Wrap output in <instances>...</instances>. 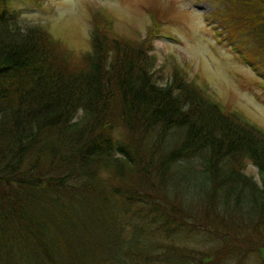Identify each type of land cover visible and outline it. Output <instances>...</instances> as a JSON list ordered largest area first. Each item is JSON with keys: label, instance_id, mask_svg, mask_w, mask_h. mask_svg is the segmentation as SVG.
<instances>
[{"label": "trees", "instance_id": "1", "mask_svg": "<svg viewBox=\"0 0 264 264\" xmlns=\"http://www.w3.org/2000/svg\"><path fill=\"white\" fill-rule=\"evenodd\" d=\"M220 4L212 27L251 41L264 64V0ZM7 8L0 0V264H75L65 215L81 217L72 209L83 196L115 209L125 195L156 199L123 218L138 232L153 223L142 220L154 219L152 212L167 223L199 225L214 239L194 264H224L225 255L249 251L264 264V134L178 69L158 82L147 52L154 24L144 40L126 39L98 9L89 51L73 60L40 25H20ZM240 159L255 165V178L241 171ZM105 172L118 181L113 189L101 187ZM189 184L203 193L198 216L182 196ZM125 206L116 210L122 216ZM116 211L92 264H171L160 258L172 253L153 252L151 228L120 237Z\"/></svg>", "mask_w": 264, "mask_h": 264}, {"label": "rangeland", "instance_id": "2", "mask_svg": "<svg viewBox=\"0 0 264 264\" xmlns=\"http://www.w3.org/2000/svg\"><path fill=\"white\" fill-rule=\"evenodd\" d=\"M221 4L220 0H7V10L16 16L20 25H40L68 49L74 56L73 60L89 51L91 15L98 9H104L113 17V34L126 39L144 40L149 27L154 24L156 32L149 37L147 52L158 82L168 80L173 70L178 69L186 80L221 109L237 114L242 121L264 134V64L259 56H254L255 47L251 41H242V37H234L224 28L217 33V28L212 27L213 23L219 22L218 11L213 9ZM248 62L255 63L258 69ZM239 162L241 171L255 178V165L247 159H240ZM100 176L101 187L113 189V185H118L112 175L105 172ZM173 194L177 200V192L173 191ZM126 196H129H124L127 202L115 209L100 197L89 200L83 196L84 202L79 201L72 209L81 217L73 222L72 216L65 215L71 239L64 242L71 247L75 264L93 263L97 254L93 246L109 236L110 213L114 214L122 205H126L124 215L116 211V216L122 218L118 235L124 237L132 232L149 235L151 228L157 245L153 252L158 256L173 254L172 257L162 256L161 263L194 264L199 256L216 245L199 225L197 229V225L180 220L167 223L166 217H154L152 212L154 219H148L147 215L142 220H152L153 223L138 232L123 218H130L129 209L133 205L146 208L151 205L150 200L156 199H146L142 195L126 199ZM182 196L188 204L192 202L196 206L194 211L198 216L203 196L200 189L189 184L184 187ZM134 216L139 218L143 213H135ZM134 220L137 219L134 217ZM76 233L81 237L79 245ZM63 235H67L66 230L60 231L59 236ZM16 255L19 257L20 253L16 252ZM240 258L238 264H260L261 259L258 252L249 251L238 258L233 254L225 255L224 264H236ZM184 259L190 262L186 263Z\"/></svg>", "mask_w": 264, "mask_h": 264}]
</instances>
